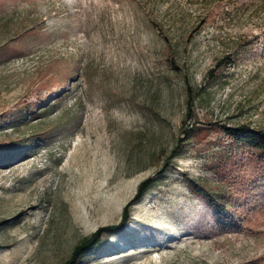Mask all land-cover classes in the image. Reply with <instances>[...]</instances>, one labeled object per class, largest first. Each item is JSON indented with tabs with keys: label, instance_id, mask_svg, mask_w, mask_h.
Instances as JSON below:
<instances>
[{
	"label": "rangeland",
	"instance_id": "obj_1",
	"mask_svg": "<svg viewBox=\"0 0 264 264\" xmlns=\"http://www.w3.org/2000/svg\"><path fill=\"white\" fill-rule=\"evenodd\" d=\"M241 124L264 129V0H0V264H62L166 159L78 264H253L256 151L213 127ZM185 127L202 130L168 159Z\"/></svg>",
	"mask_w": 264,
	"mask_h": 264
},
{
	"label": "trees",
	"instance_id": "obj_2",
	"mask_svg": "<svg viewBox=\"0 0 264 264\" xmlns=\"http://www.w3.org/2000/svg\"><path fill=\"white\" fill-rule=\"evenodd\" d=\"M155 27L159 29L158 25H155ZM164 37L165 38L167 37L166 34L164 35ZM227 59H230L228 55L223 57L221 60H219L216 63L215 67H217V69L219 68L225 69L227 67V64L230 62V60L229 62H227L226 61ZM217 69L213 68L209 70L208 75L214 77V72ZM64 85H65L64 83H61L59 84L58 87L61 88L64 87ZM72 86H74V84L69 85L68 89H71ZM192 97H193L192 88L188 87L187 97L185 101L187 112L185 119L181 122L182 126L185 124L186 119H191V115L193 113L192 105L194 103ZM47 109L48 108H44L43 110H40V112L47 111ZM213 127L217 132L224 133L225 135L231 137L237 146L242 147L245 150H249L248 151L249 153H251L250 150L252 149L256 151V152H252L250 156V159H252V161L255 164V171H256V179L254 181L252 180V183H254V185L257 187V192L261 197L263 203L264 202V129L250 128L248 125L245 124H241L237 126L217 125ZM206 129L209 130L210 128H206ZM200 130L202 129H199L198 131L196 130L194 131L190 127L183 128L182 133L184 135V138H180L177 141L175 146L172 148L168 159H172L179 154L183 143L182 141L186 140L192 133H194L193 134L194 136H197ZM165 164L166 167L164 169L159 170L157 173L154 174V176L146 177L138 184L134 196L123 207L122 215L118 223L100 227L97 230H95L92 234H90L88 237L83 238L78 244H76L73 247L69 258L65 260L62 264H78L81 255L88 250L94 249L104 236L122 231L128 223L131 207L139 203L144 198V196L150 190L152 183H154L155 177L157 175L163 174L166 171L168 167L167 159L164 162V165ZM257 164H259L258 175H257ZM0 165H1V159H0ZM189 185L193 193L207 200V203L212 209L213 218L215 219V222L218 225L223 227H234V228L239 227L237 218L233 215L232 211L230 210V205H223L222 203L216 201L211 196L208 187H206L205 185L199 184L193 180H189ZM263 259L264 256H260L254 259L252 263L260 264Z\"/></svg>",
	"mask_w": 264,
	"mask_h": 264
}]
</instances>
